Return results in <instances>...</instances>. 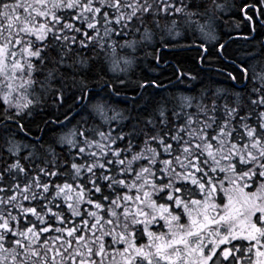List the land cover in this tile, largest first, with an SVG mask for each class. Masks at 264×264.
Segmentation results:
<instances>
[{"label": "snow or ice", "instance_id": "obj_1", "mask_svg": "<svg viewBox=\"0 0 264 264\" xmlns=\"http://www.w3.org/2000/svg\"><path fill=\"white\" fill-rule=\"evenodd\" d=\"M230 7L0 0V264H264V43H182ZM193 48L215 87L110 74Z\"/></svg>", "mask_w": 264, "mask_h": 264}, {"label": "trees", "instance_id": "obj_2", "mask_svg": "<svg viewBox=\"0 0 264 264\" xmlns=\"http://www.w3.org/2000/svg\"><path fill=\"white\" fill-rule=\"evenodd\" d=\"M222 2L233 5V7L226 9L219 17L217 25L214 28L218 38L205 44V41L201 39L202 35L197 32L194 37L190 36L187 41H182V43H203L205 47L211 50L217 41L224 42V40L231 35L233 39L229 42L228 49V55L230 57L240 59L243 58L246 53L258 52L261 44L264 43V28H261L259 24H257L256 32H252L240 10L242 5L253 4L255 0H222ZM249 12L251 14L250 10ZM242 37H248V39L245 40ZM162 56L167 60V65L164 64L163 59L161 62V66L164 67L163 74H161L159 68L155 66L154 61L149 58L139 67L134 66L131 68L127 78L135 80L142 75L145 77H159L167 88L185 89L195 85L197 90L201 87V81H204L203 86L215 87L216 85L213 84L212 81L221 79L215 72V69L220 66L215 57H209V63L201 65L198 62L199 53L195 48L188 51H178L177 53L164 52ZM177 63H179L183 70L195 76L196 80L185 79L183 82L177 81L173 75ZM110 74L114 75V73ZM134 94L132 88L122 90L119 96L115 98L117 103L114 106L118 109H122L124 107V102ZM109 114L111 115V113Z\"/></svg>", "mask_w": 264, "mask_h": 264}, {"label": "rangeland", "instance_id": "obj_3", "mask_svg": "<svg viewBox=\"0 0 264 264\" xmlns=\"http://www.w3.org/2000/svg\"><path fill=\"white\" fill-rule=\"evenodd\" d=\"M202 35V34H201ZM218 38L217 34H216V31L214 30L213 32V35L209 36V35H202L201 36V39L202 41H205V44H207V42H210L211 40H216ZM264 41V40H263ZM131 69H129L126 73L125 72H120L119 70H117L114 75H117V76H125V77H128V72L130 71Z\"/></svg>", "mask_w": 264, "mask_h": 264}]
</instances>
